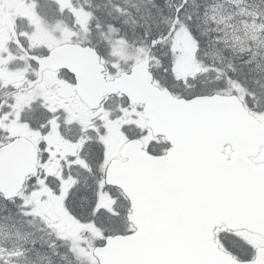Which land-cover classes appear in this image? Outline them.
<instances>
[{
	"label": "snow or ice",
	"instance_id": "6c2138e0",
	"mask_svg": "<svg viewBox=\"0 0 264 264\" xmlns=\"http://www.w3.org/2000/svg\"><path fill=\"white\" fill-rule=\"evenodd\" d=\"M0 264H264V0H0Z\"/></svg>",
	"mask_w": 264,
	"mask_h": 264
}]
</instances>
